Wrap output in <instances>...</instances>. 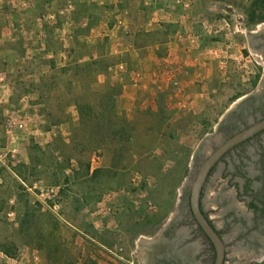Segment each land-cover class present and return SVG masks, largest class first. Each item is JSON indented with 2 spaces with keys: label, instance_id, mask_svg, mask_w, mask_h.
Returning <instances> with one entry per match:
<instances>
[{
  "label": "rangeland",
  "instance_id": "rangeland-1",
  "mask_svg": "<svg viewBox=\"0 0 264 264\" xmlns=\"http://www.w3.org/2000/svg\"><path fill=\"white\" fill-rule=\"evenodd\" d=\"M175 3L0 0V264H139L137 242L178 215L218 124L261 89L264 0L151 21ZM223 183L203 199L219 230ZM231 234L224 264L264 262V237Z\"/></svg>",
  "mask_w": 264,
  "mask_h": 264
},
{
  "label": "flooded vegetation",
  "instance_id": "flooded-vegetation-1",
  "mask_svg": "<svg viewBox=\"0 0 264 264\" xmlns=\"http://www.w3.org/2000/svg\"><path fill=\"white\" fill-rule=\"evenodd\" d=\"M250 44L255 49L264 51V34L252 37ZM262 121L264 81L261 83L260 91L246 97L235 111L220 121L213 133L215 135L213 139L219 141L213 143L211 152ZM206 157L199 155L196 160L199 166ZM220 180L224 183L218 189L215 199L219 207L223 208L225 217L223 228L219 230L209 217L210 212L204 208L203 199ZM228 190L231 192L228 193ZM189 195L190 189L183 196L178 215L152 238L159 246L148 260V264H214L216 258L214 246L191 213ZM239 203L240 207L237 206ZM200 205L204 216L225 243L224 263L229 247L223 237L224 234L232 233V242L235 244L241 243L249 249L261 248V240L264 237V129L233 146L213 166L202 187Z\"/></svg>",
  "mask_w": 264,
  "mask_h": 264
},
{
  "label": "water",
  "instance_id": "water-1",
  "mask_svg": "<svg viewBox=\"0 0 264 264\" xmlns=\"http://www.w3.org/2000/svg\"><path fill=\"white\" fill-rule=\"evenodd\" d=\"M263 129H264V121L253 125L249 129L243 131L242 133L234 136L230 140L220 145L216 150L211 152L203 160L190 185L189 207L197 225L200 227V229L203 231L205 236L214 246L216 252V258L214 264H224L226 248L223 239L217 233V231L212 226V224L204 216L203 211L201 209L200 202H201L202 187L206 181L207 175L210 172V170L228 150H230L233 146L243 142L247 138L253 136L254 134H256L257 132Z\"/></svg>",
  "mask_w": 264,
  "mask_h": 264
},
{
  "label": "crops",
  "instance_id": "crops-1",
  "mask_svg": "<svg viewBox=\"0 0 264 264\" xmlns=\"http://www.w3.org/2000/svg\"><path fill=\"white\" fill-rule=\"evenodd\" d=\"M187 1L190 0H176V2L178 3L177 5L171 4L172 6L171 9H168L167 7L160 9L159 11L157 10L156 15L157 17H161V19H151V21H155V22H171V23H175L177 17L176 15H172V14H177L179 12L178 11H174L173 8L177 7V8H184L187 5ZM171 2L175 3V0H171ZM176 4V3H175ZM174 6V7H173ZM164 9H166V11H164ZM178 16V15H177ZM168 47V46H167ZM116 67H118L119 69L123 70H118L119 72H123L125 74L128 73V65L127 63L124 64H120V65H116ZM122 74V73H121ZM131 76V75H130ZM131 79V77H130ZM133 80V79H131ZM136 85H128V86H124L123 87V92L121 94V103L124 104L125 109L129 110L132 108L133 103H135L136 97H135V93H136V89H135ZM159 246L158 243H156V240L152 239V238H143L142 241L137 242L136 248L138 251V257H139V264H148V260L151 258V256H153L156 252L155 249Z\"/></svg>",
  "mask_w": 264,
  "mask_h": 264
},
{
  "label": "trees",
  "instance_id": "trees-1",
  "mask_svg": "<svg viewBox=\"0 0 264 264\" xmlns=\"http://www.w3.org/2000/svg\"><path fill=\"white\" fill-rule=\"evenodd\" d=\"M261 264H264V262H263V263H261Z\"/></svg>",
  "mask_w": 264,
  "mask_h": 264
}]
</instances>
